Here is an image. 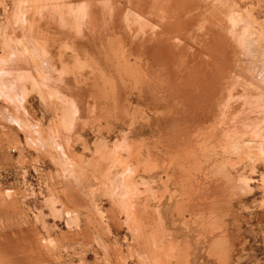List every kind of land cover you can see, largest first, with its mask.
<instances>
[{
	"label": "rangeland",
	"instance_id": "rangeland-1",
	"mask_svg": "<svg viewBox=\"0 0 264 264\" xmlns=\"http://www.w3.org/2000/svg\"><path fill=\"white\" fill-rule=\"evenodd\" d=\"M175 2L0 0V264H264V0Z\"/></svg>",
	"mask_w": 264,
	"mask_h": 264
},
{
	"label": "bare ground",
	"instance_id": "bare-ground-1",
	"mask_svg": "<svg viewBox=\"0 0 264 264\" xmlns=\"http://www.w3.org/2000/svg\"><path fill=\"white\" fill-rule=\"evenodd\" d=\"M174 1V0H173ZM188 2L189 1V3H187L186 2V4H189L190 5V0H176V8H174L173 10L174 11H176L177 10V12H178V9L179 8H181L182 9V7L179 5V3H181V5H182V2ZM171 2V1H170ZM184 2V3H185ZM167 3V2H166ZM169 3V2H168ZM168 3L166 4V5H168ZM183 3V4H184ZM185 4V5H186ZM172 5H175V4H172ZM171 5V6H172ZM184 5V6H185ZM188 5H186L185 7H187ZM192 6V5H191ZM205 6V5H204ZM165 8V7H164ZM184 8V7H183ZM181 9L179 10V11H181ZM185 9V8H184ZM183 11V10H182ZM177 12H175L176 14H177ZM203 13V12H202ZM207 13V12H206ZM177 16H178V14H177ZM177 16H175V17H177ZM187 17V16H186ZM204 17V16H203ZM179 18V17H178ZM191 18V17H190ZM192 19V18H191ZM187 20V19H186ZM197 20H198V17H197ZM185 21V20H184ZM188 21V20H187ZM190 21V20H189ZM198 22V21H197ZM200 22V21H199ZM215 23V22H214ZM217 23V22H216ZM183 24V23H182ZM188 24V23H187ZM198 24V23H197ZM185 25V24H184ZM220 31V30H219ZM239 36V35H238ZM215 37V36H214ZM217 37V36H216ZM215 37V38H216ZM221 37V36H220ZM224 37V36H223ZM191 39V38H190ZM195 39V38H194ZM220 39V38H219ZM231 39V38H230ZM184 40V39H183ZM170 41H171V39H170ZM174 41V40H173ZM213 41V40H212ZM215 41V40H214ZM213 41V42H214ZM167 44V43H166ZM171 44V43H170ZM170 44H168V45H170ZM217 44H218V42H217ZM216 43L214 44V46L217 48V47H219V45H217ZM220 44H222V42L220 43ZM224 44V43H223ZM210 45V44H209ZM110 47V46H109ZM176 48V47H175ZM179 48V47H178ZM211 48V47H210ZM182 49V48H181ZM179 50V53L182 51V50ZM184 49V48H183ZM155 50V49H154ZM164 50H166V47L164 48ZM217 50H218V48H217ZM168 52V51H167ZM189 52H190V50H189ZM178 54V53H177ZM182 53H180V55H181ZM172 55V54H171ZM184 55H185V53L182 55L183 57L182 58H184ZM179 58H181V57H179ZM186 59H188L187 57H186ZM182 60V59H181ZM219 62L218 63H225L224 61H225V57L224 56H220V58H219ZM184 61V60H183ZM186 61V60H185ZM184 63V62H183ZM216 64V63H215ZM182 65V64H181ZM179 69H180V67H179ZM178 69V70H179ZM235 73V72H234ZM220 76V78H225L226 76L225 75H219ZM193 80V79H192ZM195 80H196V82L197 83H199L198 82V79L197 78H195ZM199 85H201V84H199ZM200 87V86H199ZM169 91H170V93H168V94H170V95H168V97H167V99L168 100H166V102H169V103H171L172 102V99H170L172 96L174 97V98H180V97H182V96H185V97H192L194 94L192 93V92H188L187 91V89H186V86H181V87H177L176 88V91L174 92L173 91V89L170 87L169 88ZM171 92H173V93H171ZM205 92H203V91H201V92H199V93H196V94H202V95H206V94H204ZM246 93V92H245ZM231 94V93H230ZM214 97V93L212 92V93H209V95H208V97ZM217 96H219L218 98H221V94L219 93V94H217ZM200 97H202V96H200ZM256 101V100H255ZM223 103L222 102H219V103H216V104H214V103H211L210 104V102H209V104H207V106L205 107V109H204V111L201 113V118H200V120H199V122L198 123H200V124H198V126H195L196 127V131L197 132H201V133H203L204 131H206L205 129H207L208 128V131H207V133H212V134H214V135H216V129H215V131H214V123H215V120H214V118H216L215 117V115H218L220 112H222V114H226V113H223V112H225V111H227L228 110V112H230L229 111V109H227V110H224L223 109V105H222ZM222 105V106H221ZM176 106V105H175ZM233 106V105H232ZM249 106V105H248ZM225 107V106H224ZM223 109V110H222ZM251 109V108H250ZM202 110V109H201ZM254 110V109H253ZM178 112V111H177ZM190 113V112H189ZM193 113V112H192ZM191 113V114H192ZM196 113V112H195ZM177 116V115H176ZM179 116V115H178ZM195 116V115H194ZM194 116H192L191 115V118H188V119H193L194 118ZM219 116H220V114H219ZM180 117V116H179ZM177 118V117H176ZM185 118V117H184ZM225 118H228V117H225ZM178 119V118H177ZM257 119V118H256ZM231 120V119H230ZM232 120H233V118H232ZM172 121V120H171ZM175 121V120H174ZM209 121L210 122H212L211 123V125H209L210 123H209ZM221 122V121H220ZM252 122V121H251ZM235 123V122H234ZM181 124V123H180ZM189 124V123H188ZM182 125V124H181ZM232 126H234V125H232ZM188 127H190V126H188ZM188 127H186V126H184V128H181V126L177 129V134H175V136L173 135V134H171V135H173V137L175 138V140L174 141H172V142H169V140H168V144H169V149H171V151H169V152H172L173 153V157L171 156H169L170 158H169V164L170 165H173L172 167L174 168L173 169V175L174 174H176L175 175V177H174V182H175V184H177L178 185V187H179V191H180V195L182 196V200H186V201H195V196H194V194H195V192L197 191V187H193L192 186V184H191V182H190V178H188V177H191L192 176V174L194 173L193 172V166H192V164L191 165H187L190 161H192V157H193V155L191 154V151H189L188 149L190 148L189 147V145L191 144V142H189V141H186L185 140V136L186 135H189V133L191 132L190 130L191 129H186V128H188ZM229 127V126H228ZM164 128V127H163ZM168 128L170 129V131H171V129H172V131L174 130V127L172 128V126H171V123H170V125L168 126ZM259 128V127H258ZM176 129V128H175ZM255 128H253V130H254ZM227 130V129H226ZM224 131V130H223ZM195 132V131H194ZM218 133V132H217ZM247 133V132H246ZM233 135V134H232ZM169 137V136H168ZM173 137H171V138H169V139H172ZM182 137V139L180 140L179 138H181ZM166 139H168V138H166ZM164 143V142H163ZM162 143V144H163ZM165 143H166V141H165ZM164 143V144H165ZM163 144V145H164ZM166 145V144H165ZM167 147V149H168V146H166ZM260 153H262L261 152V150H260ZM170 154V153H169ZM195 160V159H194ZM167 168V167H166ZM192 178V177H191ZM170 179H167L166 178V182H168ZM165 181H164V183H165ZM223 182V181H222ZM120 183V182H119ZM118 183V184H119ZM167 185V184H166ZM119 186V185H118ZM117 187V186H116ZM217 187V186H216ZM207 189V188H206ZM217 189V188H216ZM121 190V189H120ZM216 191V190H215ZM118 193V192H117ZM212 193V192H211ZM221 194V193H220ZM179 195V194H178ZM203 197H206V198H208L209 196H211V194H210V191L209 190H206L203 194ZM201 195V196H202ZM217 195H219V194H217ZM124 196V195H123ZM188 204V203H187ZM186 204V205H187ZM188 205H190V204H188ZM187 205V206H188ZM177 208H181L179 205H178V207ZM161 252V251H160ZM168 256V255H167ZM166 256V257H167Z\"/></svg>",
	"mask_w": 264,
	"mask_h": 264
}]
</instances>
